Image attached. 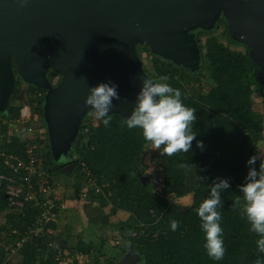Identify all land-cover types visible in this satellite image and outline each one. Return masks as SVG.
Returning <instances> with one entry per match:
<instances>
[{"label":"trees","instance_id":"1","mask_svg":"<svg viewBox=\"0 0 264 264\" xmlns=\"http://www.w3.org/2000/svg\"><path fill=\"white\" fill-rule=\"evenodd\" d=\"M226 32L225 26L224 36ZM198 46L203 50L202 62L194 71L155 54L150 55L154 73L152 79L159 81L163 77L162 82L178 88L183 103L196 109L197 118L193 123L197 135L188 153L178 152L172 156L159 154L164 162L160 172L163 185L159 192L152 191L140 166L145 149L150 144L143 140L138 129L130 130L123 126L120 113H109L111 122L108 127L100 121L90 124L85 123L86 118L83 120L74 145L79 158L70 164H76L78 171L83 170L82 179L94 180L93 186L101 189L97 193L94 192L95 188L88 189L90 200H98L100 207L110 205L112 214L118 211L128 214L127 220L120 224V231L129 233L130 242L117 248L123 255L133 248L144 261L143 264H254L258 256L255 244L258 237L249 231L235 202L237 196L241 195L238 185L244 183L247 174L246 161L259 154L258 144L264 141V118L254 111L251 100L253 94H259L264 105V84L256 79L258 67L250 59L246 47L244 52L233 51L216 36H207L203 44L198 40ZM143 49L148 50L147 46H143ZM201 71L203 73L199 74ZM202 74L212 84L206 93L199 86ZM49 75L55 76V73L50 72ZM19 83V80L15 81L11 102L17 98ZM195 84L197 89L193 88ZM28 86V92L35 102L31 119L45 126V90ZM18 117L19 108L12 104L0 113V141L7 137L9 123ZM10 137L11 142L8 145H3V142L2 145L7 152L22 156L23 142L17 136ZM46 140L48 142V138ZM197 140L203 142V150L196 147ZM260 157L261 161L258 159L256 162L257 169L260 162L264 163V151ZM52 165L51 152L48 151L43 166L53 182L61 166L51 168ZM0 171H4L1 166ZM215 178L228 179L230 183V188L221 194L223 207L220 223L226 252L220 261H213L206 255L203 233L195 212L209 195L208 186ZM186 196H190L188 206L183 207L176 202V199ZM3 211L8 212L6 223L12 224L11 232L17 231L16 239H20L26 227L34 221L39 208L29 202L25 204L23 213L10 210L4 184L1 183L0 212ZM171 220L179 222L176 231L170 230ZM52 228H55L54 221L45 227L46 230ZM131 232L135 235L130 236ZM44 233L17 249L21 256L19 264H37L39 259L40 264H57L56 256L58 253L60 257L63 256L62 251L68 248L69 239L61 237L65 248ZM74 249L83 254L91 252V247L83 241H79ZM44 255H47L45 261L42 260ZM6 259L7 250L0 243V264H8ZM119 262L112 257L103 263L95 261L94 264ZM135 264L141 262L137 260Z\"/></svg>","mask_w":264,"mask_h":264},{"label":"water","instance_id":"2","mask_svg":"<svg viewBox=\"0 0 264 264\" xmlns=\"http://www.w3.org/2000/svg\"><path fill=\"white\" fill-rule=\"evenodd\" d=\"M220 13L231 39L248 47L264 84V0H0V111L8 109L15 87L14 64L23 81L45 90L43 119L59 158L92 110L84 104L90 87L117 85L120 99L109 113L127 118L147 78L136 46L197 70L199 47L191 32L212 28ZM49 70L61 82L47 92ZM137 260L130 248L119 264Z\"/></svg>","mask_w":264,"mask_h":264},{"label":"rangeland","instance_id":"3","mask_svg":"<svg viewBox=\"0 0 264 264\" xmlns=\"http://www.w3.org/2000/svg\"><path fill=\"white\" fill-rule=\"evenodd\" d=\"M225 26L227 30L226 36L223 35V33L225 32ZM228 27V19L222 13H220L217 16L212 28L208 30L197 28L192 30L191 33L194 34V39L197 44L198 40H200L201 44H203L207 36H216L221 42L228 45L233 51L244 52L245 47L248 50V47L246 45L231 39V37L229 36ZM228 40L231 41V43H229ZM143 46L145 45L138 44L136 46V51L140 60V68L148 79H152V75L154 74L150 61V55L152 53L149 49L144 50ZM198 47L199 56L201 60L200 62H202L203 50L201 46ZM12 67L14 73V81L19 80L20 83L17 98L15 99V101L11 102L10 97L8 106L12 104L18 107L19 110L23 106H27L29 108L30 113H32V109L35 106V102H33L32 100L33 96L30 95L28 92V85L32 84L26 83L20 78V76L17 75L16 71L14 70V64H12ZM50 72H54L55 76L49 77ZM200 73L203 72L201 71L199 72V74ZM46 77L49 84V88L46 89L47 92H50L51 90L55 89L61 82V75L53 70H49L46 73ZM199 86L201 87V90L206 93L210 90L212 84L209 79H207V77L203 76L202 74V77H200ZM197 87L198 86L196 84L193 85V88L197 89ZM255 97L253 96L252 98V101H254V111L264 118V105L263 103L262 105H260V102L262 101L260 99L262 98L261 96ZM44 101L43 107L45 103ZM3 112L5 111H0V113ZM30 117L28 119L27 124H22L21 122H17V120H15L14 122H10L8 125V133L6 136H17L21 139V141L30 144L32 147H34L36 153L38 154L39 158L43 163L45 155L48 153V151L51 152L47 125L44 119L43 122L45 126H42L41 123L38 122V120L33 121ZM85 118V123L96 124L98 121L95 118L93 111L89 110L81 119L79 128ZM77 136L78 134L71 141L69 149L65 155H61L59 158H57L56 155H52L51 153V159L53 162L51 168L70 164L73 161L78 160L79 155L74 149ZM46 138H48V142ZM48 144L49 146H47ZM263 151L264 141L259 143L258 155L261 156L263 154ZM53 154L57 153L54 152ZM141 162L142 164L140 166L143 168V171L146 174L144 176V179L146 181H149L152 191H154L155 193L159 192V189L161 188L162 184L160 172L164 167V162L159 157V149H153L151 145L147 146L145 149V153L141 159ZM70 167V170L65 174L61 172L63 175L58 174L56 177L53 178V186L55 187V189L58 188V191L60 190L59 192L62 193L63 196L67 197V199H65L59 193H56V198L59 197L58 199L61 200V203L64 205V208L62 209L61 213H58V216L54 220L55 228L47 230L45 229L46 232L44 231L46 235L48 234L49 237L55 238L57 242L64 247L66 246V244L61 240V237L69 239V245L67 246L68 248L63 250L64 252L62 251L63 256L60 257V253H58L56 256L58 257L56 259L57 264H67V255L74 256L70 258L69 264H94L95 261L103 263L104 261H106V259H112V257L115 261L121 260L124 255L120 252L119 249L117 250V248L123 243H127V245H129L130 240L128 238V232L120 231L122 227L120 224L121 222L127 220L128 214L123 211H118L117 213L112 214L110 212V205H107L106 207H100L98 200H90L87 195V190H91L92 188L94 190L95 188L94 192L97 193L99 190L101 191V189L97 188L96 186H93L94 180L82 179L81 175L83 173V170L78 171L76 164L71 165ZM81 190L87 191L86 193L84 192L86 194V197H81ZM65 201H67V203H65ZM176 202L182 205L183 207H186L191 202L190 196H186L181 199H176ZM6 213L8 212H0V228H3V230L0 231V243L3 244L7 250L6 261H8V264H19L21 263V256L19 255L17 250L19 247L14 246L16 236L19 233L17 231L11 232L12 224L6 223ZM115 226H117L116 229ZM134 235L135 234H132V232L130 233V236ZM79 241H83L85 245L91 247L90 254H83L81 253V251L79 252L78 250L74 249V247L77 246V243ZM75 255L77 256L75 257ZM46 259L47 255L42 256L43 261H45ZM38 261L39 262L37 264H40V259ZM138 261H140L141 264H143L144 262L140 256Z\"/></svg>","mask_w":264,"mask_h":264},{"label":"clouds","instance_id":"4","mask_svg":"<svg viewBox=\"0 0 264 264\" xmlns=\"http://www.w3.org/2000/svg\"><path fill=\"white\" fill-rule=\"evenodd\" d=\"M164 79L142 80L135 96V105L130 115L122 118V124L130 130L138 129L143 140L153 149H159L161 156L188 153L197 135L193 130V123L197 119L196 109L186 106L181 91L162 82ZM119 99L117 85L107 82L90 87L84 104L90 106L95 118L108 127L113 101ZM196 147L203 150V142L197 140ZM258 159L261 161L260 156L253 155L246 161L248 170L244 183L238 185L241 195L237 196L235 205L239 207L249 231L258 237L255 241L258 256L254 264H264V163L260 162L257 169ZM229 188L228 179L215 178L208 186L209 195L195 209L203 233V248L213 261L222 260L226 252L220 223L223 207L221 194ZM169 227L171 231H176L179 222L171 220Z\"/></svg>","mask_w":264,"mask_h":264},{"label":"built area","instance_id":"5","mask_svg":"<svg viewBox=\"0 0 264 264\" xmlns=\"http://www.w3.org/2000/svg\"><path fill=\"white\" fill-rule=\"evenodd\" d=\"M30 116L29 108L23 106L19 110L17 122L27 124ZM3 142V145H8L11 137L7 136L0 141V166L4 170L0 171V184H4L7 207L14 212L23 213L25 204L32 202L39 208L34 221L26 227L20 239L15 241V246L20 247L34 237H40L45 227L55 220L64 205L56 198L53 182L44 170L34 147L22 141L24 145L20 156L7 152L2 145ZM84 192L86 193V190H81V197H86ZM71 257L74 256L67 255V264Z\"/></svg>","mask_w":264,"mask_h":264},{"label":"crops","instance_id":"6","mask_svg":"<svg viewBox=\"0 0 264 264\" xmlns=\"http://www.w3.org/2000/svg\"><path fill=\"white\" fill-rule=\"evenodd\" d=\"M253 96L255 97V96H261V95H259V94H253V95L251 96V100H252ZM255 98H256V97H255ZM261 98H262V97H261ZM260 100H262V101L260 102V105H262V103H263V99H260ZM253 102H254V101H252V104H253ZM253 106H254V104H253ZM263 107H264V106H263ZM263 134H264V128H263ZM261 142H263V141H261ZM259 143H260V142H259ZM258 146H259V144H258ZM59 191H60V190H59ZM59 191H58V188L55 189V193H59L61 196H63V194L60 193ZM62 192H63V191H62ZM63 197H64L65 199H67V197H65V196H63ZM57 198H59V197H57ZM67 201H68V200H67ZM67 201H65V203H67ZM61 212H62V211H61ZM61 212H60V213H61Z\"/></svg>","mask_w":264,"mask_h":264},{"label":"flooded vegetation","instance_id":"7","mask_svg":"<svg viewBox=\"0 0 264 264\" xmlns=\"http://www.w3.org/2000/svg\"><path fill=\"white\" fill-rule=\"evenodd\" d=\"M70 165H72V164L62 165V166H61V169L59 170V174H60V175H63V174H65L66 172H68V171L70 170V168H71ZM63 171H64V172H63ZM61 172H62L63 174H62Z\"/></svg>","mask_w":264,"mask_h":264}]
</instances>
